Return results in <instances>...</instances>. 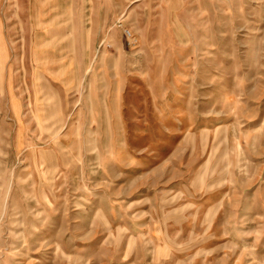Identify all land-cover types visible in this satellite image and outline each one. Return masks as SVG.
Segmentation results:
<instances>
[{
  "label": "rangeland",
  "instance_id": "374dc122",
  "mask_svg": "<svg viewBox=\"0 0 264 264\" xmlns=\"http://www.w3.org/2000/svg\"><path fill=\"white\" fill-rule=\"evenodd\" d=\"M0 264H264V0H0Z\"/></svg>",
  "mask_w": 264,
  "mask_h": 264
}]
</instances>
